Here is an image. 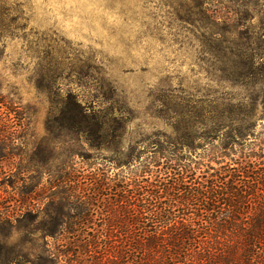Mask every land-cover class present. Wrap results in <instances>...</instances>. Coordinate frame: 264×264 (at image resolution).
<instances>
[{
  "label": "rangeland",
  "instance_id": "1",
  "mask_svg": "<svg viewBox=\"0 0 264 264\" xmlns=\"http://www.w3.org/2000/svg\"><path fill=\"white\" fill-rule=\"evenodd\" d=\"M252 53L264 57V0H0V117L19 141L0 159V264L72 261L76 236L47 235L60 223L48 215L65 201L73 215L93 178L111 174L108 142L97 150L62 127L60 99L114 105L128 148L173 134L175 112L237 97Z\"/></svg>",
  "mask_w": 264,
  "mask_h": 264
},
{
  "label": "trees",
  "instance_id": "2",
  "mask_svg": "<svg viewBox=\"0 0 264 264\" xmlns=\"http://www.w3.org/2000/svg\"><path fill=\"white\" fill-rule=\"evenodd\" d=\"M261 56L252 53L248 65L242 56L231 86L237 97L175 112L173 134L154 133L128 148L121 147L127 122L114 105L88 109L71 94L54 105L62 127L97 150L108 142L115 155L111 174L93 178L90 197H76L73 215L66 201L58 217L48 215L47 223H60L46 224L47 235L77 238L68 264H264ZM13 125L0 117L1 160L19 147Z\"/></svg>",
  "mask_w": 264,
  "mask_h": 264
}]
</instances>
